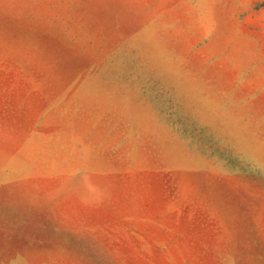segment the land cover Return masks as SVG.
<instances>
[{
	"label": "rangeland",
	"instance_id": "obj_1",
	"mask_svg": "<svg viewBox=\"0 0 264 264\" xmlns=\"http://www.w3.org/2000/svg\"><path fill=\"white\" fill-rule=\"evenodd\" d=\"M0 264H264V0H0Z\"/></svg>",
	"mask_w": 264,
	"mask_h": 264
}]
</instances>
